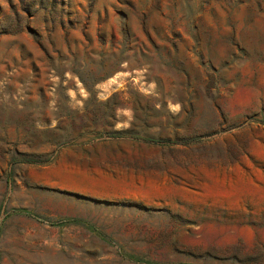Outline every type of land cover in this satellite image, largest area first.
I'll list each match as a JSON object with an SVG mask.
<instances>
[{"label": "rangeland", "instance_id": "1", "mask_svg": "<svg viewBox=\"0 0 264 264\" xmlns=\"http://www.w3.org/2000/svg\"><path fill=\"white\" fill-rule=\"evenodd\" d=\"M0 264H264V0H0Z\"/></svg>", "mask_w": 264, "mask_h": 264}]
</instances>
